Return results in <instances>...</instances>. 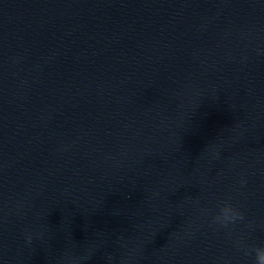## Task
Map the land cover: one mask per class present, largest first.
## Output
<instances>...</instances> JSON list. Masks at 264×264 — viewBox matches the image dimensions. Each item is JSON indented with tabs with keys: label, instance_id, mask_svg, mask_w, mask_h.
<instances>
[{
	"label": "water",
	"instance_id": "95a60500",
	"mask_svg": "<svg viewBox=\"0 0 264 264\" xmlns=\"http://www.w3.org/2000/svg\"><path fill=\"white\" fill-rule=\"evenodd\" d=\"M227 202L244 214L214 223ZM264 130L34 0H0V264H255Z\"/></svg>",
	"mask_w": 264,
	"mask_h": 264
},
{
	"label": "clouds",
	"instance_id": "9594fccd",
	"mask_svg": "<svg viewBox=\"0 0 264 264\" xmlns=\"http://www.w3.org/2000/svg\"><path fill=\"white\" fill-rule=\"evenodd\" d=\"M244 214L230 203L225 202L220 208V212L213 218L214 223L227 228L229 224L235 223L237 220H243ZM256 253L255 264H264V247L254 249Z\"/></svg>",
	"mask_w": 264,
	"mask_h": 264
}]
</instances>
